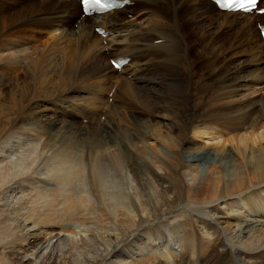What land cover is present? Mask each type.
I'll list each match as a JSON object with an SVG mask.
<instances>
[{"label": "bare ground", "instance_id": "bare-ground-1", "mask_svg": "<svg viewBox=\"0 0 264 264\" xmlns=\"http://www.w3.org/2000/svg\"><path fill=\"white\" fill-rule=\"evenodd\" d=\"M135 6L0 0V264H264V13Z\"/></svg>", "mask_w": 264, "mask_h": 264}, {"label": "rangeland", "instance_id": "rangeland-1", "mask_svg": "<svg viewBox=\"0 0 264 264\" xmlns=\"http://www.w3.org/2000/svg\"><path fill=\"white\" fill-rule=\"evenodd\" d=\"M264 1V0H263ZM262 1V2H263ZM160 2V1H159ZM158 3V2H157ZM11 4L12 3H10V6H11ZM129 7H131V8H129ZM15 8H17V7H15ZM127 9H122V10H118L119 11V13H118V15H123V17L124 16H127V17H131V14H129V12H131V11H133V10H135L137 7L135 6V0H132V4L131 5H129V6H127L126 7ZM212 10H215V8H214V6L210 9V11H212ZM134 12V11H133ZM78 14L79 13H77V15H71V14H69L68 16H67V18L70 20V27H71V29L72 30H78V28L80 27L79 26V22L80 21H82V19H84V18H79L80 19V21H78V19H77V16H78ZM109 17H113V14L112 15H108ZM264 16V15H263ZM94 20H99V18H97V19H93V21ZM264 21V17H260L259 18V20H258V22L257 23H259V22H263ZM85 22V25L86 24H88L89 23V25H87L90 29H92V27L94 26V23L92 24V25H90L91 23H92V20H86V21H84ZM83 22V23H84ZM96 23V22H95ZM199 23H207V21H201V22H199ZM78 27V28H77ZM148 49V50H147ZM146 50L148 51V52H151V50H149V49H152V47H148ZM246 58L248 59L249 57L248 56H246ZM237 60H238V58H236ZM235 58H231V59H229V62L227 61V62H225V64H222V66H221V70H219L218 72L220 73V74H218V75H224L225 73H228V72H230V71H232V70H234L235 68H236V66H237V60H236ZM105 63L106 64H108L109 62H110V58H106L105 60ZM132 60H130L129 61V63L131 62ZM237 62V63H236ZM129 63H128V65H129ZM230 65V66H229ZM232 65V66H231ZM235 66V67H234ZM232 70H231V69ZM229 69V70H228ZM225 70V71H224ZM226 71H228V72H226ZM222 73V74H221ZM123 74H125V72H123ZM119 75H121V74H119ZM127 78L128 79H131V76L130 75H127ZM89 81H96V77L95 78H89L88 79ZM112 80V81H111ZM111 80H107V81H103L102 82V85L104 86V87H106V86H108L109 84H110V82L113 84L114 83V80L113 79H111ZM115 85H116V83H115ZM114 86V85H113ZM110 92V91H109ZM109 92L107 93V94H109ZM107 94H105V91H103L102 92V98L104 99V100H106V103L104 104V105H102L101 106V110H102V113H104L105 111H106V109H107V106L109 105V104H111L113 101V99H111V96H110V98L109 97H107L108 95ZM116 94V89H115V92H114V95ZM110 95H111V93H110ZM114 95L112 96V98L114 97ZM109 99V100H108ZM104 118V115L102 114V116H101V119H103ZM82 120V119H81ZM86 120V121H85ZM84 121V122H83ZM82 122L83 123H88V119H83L82 120ZM191 135V134H190ZM208 137V136H207ZM207 137L205 136V138H201V137H199L200 138V140H199V138H198V140L200 141V142H202V144H203V142L205 143V141H207V142H209V143H216L219 139V137H217L216 139L217 140H215L214 138V140H213V142H212V140H210V139H207ZM20 138H19V136H17V135H12V136H10V141L11 142H15V141H17V140H19ZM204 139V140H203ZM151 141H149V143H150ZM219 143H220V141H219ZM208 145H210V144H208ZM202 157V158H201ZM199 159H200V163L202 164V166H208L209 165V158H208V156H205V155H202ZM208 158V159H207ZM32 177H34V178H32ZM31 177V180H30V183H29V185H27V187H29L30 189H33L32 190V193H35L36 192V190L37 191H39V192H43V191H45L46 189H49V188H51L52 186V184L50 183V181H48L47 179H44L43 177V179L40 177V176H37L36 175V177H35V175H33ZM40 177V178H39ZM51 184V185H50ZM33 187V188H32ZM28 188V189H29ZM33 191H35V192H33ZM233 205V206H232ZM228 206H230V207H232L233 209H235V207H236V204L234 203H230ZM228 206H225L226 208L228 207ZM174 221H176V219H174V218H172L171 217V219H170V222H174ZM69 225H71L73 228H75V227H77V224L76 223H72V224H70V223H68ZM66 234H68V235H71L69 232H67Z\"/></svg>", "mask_w": 264, "mask_h": 264}, {"label": "snow or ice", "instance_id": "snow-or-ice-1", "mask_svg": "<svg viewBox=\"0 0 264 264\" xmlns=\"http://www.w3.org/2000/svg\"><path fill=\"white\" fill-rule=\"evenodd\" d=\"M84 6H85V12L89 10L90 5H98L101 9L103 8H111V3H102V0H82ZM218 4H221L222 6L226 7H235L238 9H245L248 7H256L257 6V0H216ZM261 12H264V9H260ZM117 67L120 66L119 61L113 62ZM15 159V158H13ZM2 165H0V177H2Z\"/></svg>", "mask_w": 264, "mask_h": 264}]
</instances>
